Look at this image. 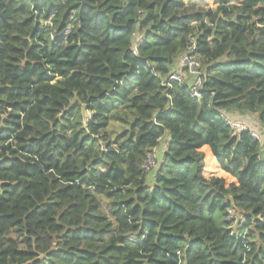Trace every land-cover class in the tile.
Masks as SVG:
<instances>
[{
    "label": "trees",
    "instance_id": "16d2710c",
    "mask_svg": "<svg viewBox=\"0 0 264 264\" xmlns=\"http://www.w3.org/2000/svg\"><path fill=\"white\" fill-rule=\"evenodd\" d=\"M263 143L264 0H0V264H264Z\"/></svg>",
    "mask_w": 264,
    "mask_h": 264
},
{
    "label": "built area",
    "instance_id": "2783aa9c",
    "mask_svg": "<svg viewBox=\"0 0 264 264\" xmlns=\"http://www.w3.org/2000/svg\"><path fill=\"white\" fill-rule=\"evenodd\" d=\"M51 24V17H48L43 21L42 28ZM65 32H68V29H66ZM55 40V37H51L52 43H55ZM140 41L141 37L135 38L133 42V50H135ZM175 65L177 66L174 67L167 77L161 78V83L170 86L171 82L182 84L184 81H187L189 84V95L196 98L200 97V89L205 80L202 71V62L196 56L195 42L193 40H191L183 52L178 56ZM227 123L231 127L234 135H239L242 132H249L253 139L263 142L261 134L250 128L248 124L240 121H231L229 119L227 120ZM262 154L264 156V143L262 145ZM163 161V157H158L156 155V149L153 148L145 153L142 166L146 172H150L156 170ZM228 219L234 221V223L238 220L231 210H228Z\"/></svg>",
    "mask_w": 264,
    "mask_h": 264
},
{
    "label": "crops",
    "instance_id": "0c3cea01",
    "mask_svg": "<svg viewBox=\"0 0 264 264\" xmlns=\"http://www.w3.org/2000/svg\"><path fill=\"white\" fill-rule=\"evenodd\" d=\"M191 2H193V1H191ZM190 5H193V4H190ZM176 66L177 65H175V67ZM227 116L229 118L233 119V120H238V121H242V122L248 123L252 127L256 126V119H255L254 115H252V114H249V113L238 114V113H235V112H230V113H227ZM163 151H164V145H163V142H162L158 147H156V154L157 155H162Z\"/></svg>",
    "mask_w": 264,
    "mask_h": 264
},
{
    "label": "rangeland",
    "instance_id": "374dc122",
    "mask_svg": "<svg viewBox=\"0 0 264 264\" xmlns=\"http://www.w3.org/2000/svg\"><path fill=\"white\" fill-rule=\"evenodd\" d=\"M191 1H193V2H191ZM184 2L186 3V5L193 4L194 6H202V7L207 8V7H214L216 5V3L218 2V0H189V1L184 0ZM248 125L251 126L250 124H248ZM150 174L153 175L154 173L152 172ZM237 222H238V220L236 221V223ZM240 229H241V227L239 225L235 227V231H237V232H239Z\"/></svg>",
    "mask_w": 264,
    "mask_h": 264
}]
</instances>
